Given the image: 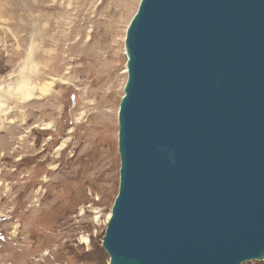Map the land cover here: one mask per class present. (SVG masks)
Here are the masks:
<instances>
[{
	"label": "water",
	"instance_id": "1",
	"mask_svg": "<svg viewBox=\"0 0 264 264\" xmlns=\"http://www.w3.org/2000/svg\"><path fill=\"white\" fill-rule=\"evenodd\" d=\"M128 47L111 261L264 260V0H142Z\"/></svg>",
	"mask_w": 264,
	"mask_h": 264
},
{
	"label": "rangeland",
	"instance_id": "2",
	"mask_svg": "<svg viewBox=\"0 0 264 264\" xmlns=\"http://www.w3.org/2000/svg\"><path fill=\"white\" fill-rule=\"evenodd\" d=\"M140 1L0 0V264H109L125 38ZM26 78L53 85L12 98Z\"/></svg>",
	"mask_w": 264,
	"mask_h": 264
},
{
	"label": "bare ground",
	"instance_id": "3",
	"mask_svg": "<svg viewBox=\"0 0 264 264\" xmlns=\"http://www.w3.org/2000/svg\"><path fill=\"white\" fill-rule=\"evenodd\" d=\"M141 1H140V4H141ZM140 4H139V6H140ZM138 10H139V7L137 9V12H138ZM137 12L133 16L130 24L128 25L126 38H125V41H126V55L128 57V61H127L128 79H127V82H126V85H125V91H124L125 94L123 96V99L127 95V84H128L129 78H130V68H129L130 51H129V47H128V32H129L130 26L132 24L133 19L136 16ZM52 85H53V82H46L43 85H41L39 87H36V86H33L32 83L29 82L28 78H26V79L19 80L15 86H10L8 88L7 92L10 94V96L12 98L13 97L17 98L18 97L19 100H21V101H30L36 95V92H39V94H41V95L47 94L49 92V90H50ZM2 96L3 95H1V97ZM4 105H5V103L1 101L0 102V109L2 107H4ZM120 111H121V105H120V108H119L118 119H120ZM121 167H122V162H121ZM112 214H113V211L109 214V217H108L109 221H110V219L112 217ZM109 221H108V223H109ZM84 241H86V239ZM259 257L260 258H262V257L264 258V251ZM116 263L117 262H115L114 260L111 261V264H116Z\"/></svg>",
	"mask_w": 264,
	"mask_h": 264
}]
</instances>
